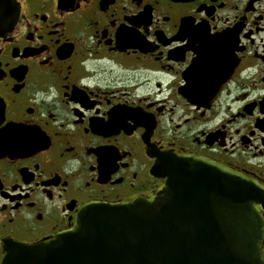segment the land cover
Segmentation results:
<instances>
[{
    "label": "flooded vegetation",
    "instance_id": "obj_1",
    "mask_svg": "<svg viewBox=\"0 0 264 264\" xmlns=\"http://www.w3.org/2000/svg\"><path fill=\"white\" fill-rule=\"evenodd\" d=\"M15 2L0 33V260L86 203L153 200L166 151L264 185V0Z\"/></svg>",
    "mask_w": 264,
    "mask_h": 264
},
{
    "label": "water",
    "instance_id": "obj_2",
    "mask_svg": "<svg viewBox=\"0 0 264 264\" xmlns=\"http://www.w3.org/2000/svg\"><path fill=\"white\" fill-rule=\"evenodd\" d=\"M18 15L0 0V33ZM153 200L90 202L36 244L9 243L0 264H264V186L219 162L166 151Z\"/></svg>",
    "mask_w": 264,
    "mask_h": 264
}]
</instances>
